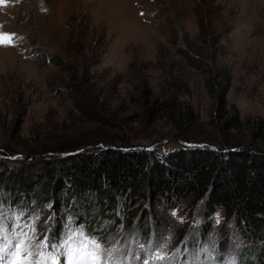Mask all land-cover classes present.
Wrapping results in <instances>:
<instances>
[{
    "label": "rangeland",
    "instance_id": "374dc122",
    "mask_svg": "<svg viewBox=\"0 0 264 264\" xmlns=\"http://www.w3.org/2000/svg\"><path fill=\"white\" fill-rule=\"evenodd\" d=\"M9 35L11 43H0L2 166L105 144L156 142L167 150L190 141L223 150L251 141L264 148V0H0V41ZM19 204L29 220L49 208ZM78 204L59 205L56 217L36 224L37 232L62 224L70 211L74 224L63 223L60 238L86 226L104 240L105 231L92 227L95 201ZM179 204L168 209L175 221L166 232L183 229L171 241L186 244L180 259L187 264L203 242L214 245L220 264L232 257L239 264L238 250L253 243L232 218L214 211L206 232L191 243L190 231L205 220L203 208L192 198ZM130 227L103 245L154 239V231L137 236Z\"/></svg>",
    "mask_w": 264,
    "mask_h": 264
},
{
    "label": "trees",
    "instance_id": "16d2710c",
    "mask_svg": "<svg viewBox=\"0 0 264 264\" xmlns=\"http://www.w3.org/2000/svg\"><path fill=\"white\" fill-rule=\"evenodd\" d=\"M73 94L80 105L82 99ZM240 142L223 150L217 144L190 141L167 150L155 145L80 146L32 164H0V202L9 206L28 191L36 203L51 200L44 210L52 215L62 203L71 208L92 199L96 203L92 227L104 230L107 239L120 235L119 229L129 224L137 236L154 231V240L159 241L171 233L172 241L183 235V229L166 232L175 221L168 209L192 198L203 208L205 220L196 227L199 231H190L191 243L206 232L209 216L221 210L224 218H232L241 236L253 243L240 247L239 264H264V148ZM27 166L33 167L25 170ZM223 239H229L227 234Z\"/></svg>",
    "mask_w": 264,
    "mask_h": 264
},
{
    "label": "snow or ice",
    "instance_id": "6c2138e0",
    "mask_svg": "<svg viewBox=\"0 0 264 264\" xmlns=\"http://www.w3.org/2000/svg\"><path fill=\"white\" fill-rule=\"evenodd\" d=\"M11 40L9 35L0 43L9 44ZM27 215L5 214L0 207V264H185L180 259V249L167 254L170 239L163 245L153 242L145 245L133 236L123 244L117 241L114 246L105 247L100 240L80 228H69L62 238L55 241L50 240L49 234L40 239L36 230L39 218L29 220ZM215 251L214 245L204 247L187 264H216ZM200 256L205 259L201 260ZM225 264H236L235 258H230Z\"/></svg>",
    "mask_w": 264,
    "mask_h": 264
},
{
    "label": "bare ground",
    "instance_id": "6f19581e",
    "mask_svg": "<svg viewBox=\"0 0 264 264\" xmlns=\"http://www.w3.org/2000/svg\"><path fill=\"white\" fill-rule=\"evenodd\" d=\"M42 1H44V0H42ZM46 1V0H45ZM66 1H68V0H66ZM65 1H63V3H64Z\"/></svg>",
    "mask_w": 264,
    "mask_h": 264
}]
</instances>
